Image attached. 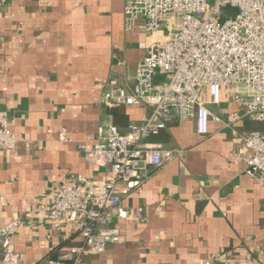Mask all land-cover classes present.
I'll list each match as a JSON object with an SVG mask.
<instances>
[{
    "label": "crops",
    "instance_id": "1",
    "mask_svg": "<svg viewBox=\"0 0 264 264\" xmlns=\"http://www.w3.org/2000/svg\"><path fill=\"white\" fill-rule=\"evenodd\" d=\"M128 0H9L0 11V110L20 140L0 150V227L48 199L52 184L87 178L103 186L107 169L80 148L95 143L99 127L122 130L150 114L145 104L108 106L109 79L133 83L150 43L143 21L125 26ZM162 75L155 78L159 83ZM209 133L189 119L146 143L181 151L122 201L127 219H112L123 239L102 253L85 246L64 223L41 212L24 217L11 248L24 264H70L64 256L84 248L85 264H264V183L245 172L243 138L256 127L231 99L210 104ZM65 134H62V130ZM0 264H2L0 262Z\"/></svg>",
    "mask_w": 264,
    "mask_h": 264
},
{
    "label": "built area",
    "instance_id": "2",
    "mask_svg": "<svg viewBox=\"0 0 264 264\" xmlns=\"http://www.w3.org/2000/svg\"><path fill=\"white\" fill-rule=\"evenodd\" d=\"M8 1L0 0V11ZM139 20L147 34L160 32L162 38L148 46L132 85L124 87L112 77L102 101L110 107L142 103L150 108L149 116L124 130L114 124L99 127L92 147L80 145L88 161L107 169L106 182L91 187L86 177L72 175L53 183L47 200L0 227L2 264H24L11 248L12 240L23 218L33 212L45 214L56 230L71 223L85 246L97 253L121 242L123 234L112 214L127 219L123 199L145 182L152 169L181 155L180 150L146 143L170 125L193 119L196 131L207 135L213 115L208 106L226 98L244 108V114L235 118L264 122V0H128L126 29ZM158 75L164 80L156 83ZM12 127L8 112L0 110V150H17L20 140ZM241 153L245 172L264 183V131L245 134ZM86 254L84 248L73 247L64 258L70 264H85ZM204 264H215V259Z\"/></svg>",
    "mask_w": 264,
    "mask_h": 264
},
{
    "label": "trees",
    "instance_id": "3",
    "mask_svg": "<svg viewBox=\"0 0 264 264\" xmlns=\"http://www.w3.org/2000/svg\"><path fill=\"white\" fill-rule=\"evenodd\" d=\"M256 124V127H254V130H260L264 131V122H258V121H253Z\"/></svg>",
    "mask_w": 264,
    "mask_h": 264
},
{
    "label": "rangeland",
    "instance_id": "4",
    "mask_svg": "<svg viewBox=\"0 0 264 264\" xmlns=\"http://www.w3.org/2000/svg\"><path fill=\"white\" fill-rule=\"evenodd\" d=\"M231 12L235 13L237 11L236 8H229Z\"/></svg>",
    "mask_w": 264,
    "mask_h": 264
}]
</instances>
